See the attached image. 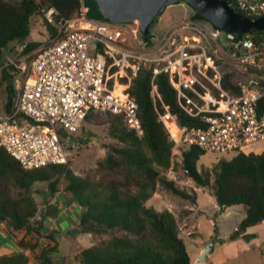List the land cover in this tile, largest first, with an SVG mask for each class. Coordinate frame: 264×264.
Returning a JSON list of instances; mask_svg holds the SVG:
<instances>
[{
    "label": "trees",
    "instance_id": "16d2710c",
    "mask_svg": "<svg viewBox=\"0 0 264 264\" xmlns=\"http://www.w3.org/2000/svg\"><path fill=\"white\" fill-rule=\"evenodd\" d=\"M102 0H0V64L5 49L11 44H25L32 20L43 18V10L52 7L56 19H70L84 5L91 19L139 25L140 36L149 40L151 27L164 13L167 6L185 4L192 10L193 21L212 22L199 12V0H130L125 17L115 14V6L104 7ZM44 20V18H43ZM253 32H264V18L253 21ZM49 36L56 32L54 26L44 20ZM251 32V31H250ZM36 46L27 44L26 51ZM11 68L2 71V79L8 84ZM259 76L255 71H239L231 66L222 69L223 88L232 95L241 91V82ZM152 73L141 70L128 88L129 95L138 106V116L143 131L137 136L122 117L108 113L91 112L84 122L100 115L106 121L109 135L118 145L110 146L102 160L97 161L98 174H75L68 164H49L26 170L0 147V219L7 222L8 230L37 233L39 227L32 221L37 212L36 196L41 193L33 189L34 184L47 183V194L59 191V180L65 182L67 202L81 208L80 225L83 231L100 238L98 244L80 253L81 264H192L181 237L182 225L192 210L183 208L181 216L166 209L156 210L146 202L158 192H165L196 204V193H186L166 172L172 165L174 143L159 120L163 112L161 103L156 106L150 97ZM154 84L179 126H193L196 119L187 116L176 100V94L166 74H159ZM17 95L10 92L5 110H13ZM259 112H264V98L259 101ZM180 162L177 164L185 176L196 187L207 190L221 203V209L233 205L245 208V217L230 240L245 235L248 227L264 223V150L259 153H231L222 157L211 168L197 170V162L205 154L195 146H180ZM102 235L107 238L102 239ZM191 236V234H190ZM54 247L40 250V264H53ZM4 264H26L23 255L4 259ZM1 264V263H0Z\"/></svg>",
    "mask_w": 264,
    "mask_h": 264
},
{
    "label": "built area",
    "instance_id": "2783aa9c",
    "mask_svg": "<svg viewBox=\"0 0 264 264\" xmlns=\"http://www.w3.org/2000/svg\"><path fill=\"white\" fill-rule=\"evenodd\" d=\"M219 1L252 22L264 18V0ZM42 12L55 34L27 67L26 44L17 47L12 60H4L16 76L26 73L13 110L0 114V147L22 168L65 163L69 144L57 130L74 135L91 112L120 116L142 136L138 106L128 88L143 69L152 73L150 97L155 106L162 105L159 120L175 148L195 146L212 154H257L256 145L264 150V112H259L264 98V32L236 34L188 18L145 40L136 21L91 19L84 5L70 19H56L52 7ZM225 66L259 76L250 74L241 82L240 93L232 95L222 85ZM162 73L182 111L196 119L193 126H179L162 104L154 84ZM7 228L0 219V232Z\"/></svg>",
    "mask_w": 264,
    "mask_h": 264
},
{
    "label": "rangeland",
    "instance_id": "374dc122",
    "mask_svg": "<svg viewBox=\"0 0 264 264\" xmlns=\"http://www.w3.org/2000/svg\"><path fill=\"white\" fill-rule=\"evenodd\" d=\"M193 12L185 4L171 5L167 7L160 18L158 24L155 23L151 28V33L154 36H160L163 33L165 27L161 28L160 23L167 26L175 22H180L189 18ZM206 24V23H204ZM49 34L44 24L43 18L38 16L32 20L30 33L28 35L25 44L35 43L36 46L29 50L24 57L25 66L27 67L41 48V46L49 39ZM19 47L16 43H11L4 53L3 62L0 64V114L5 110V106L8 101L9 93L18 94V91L22 85V82L26 79V73L23 76H16L13 74V70L10 69L12 75L11 84H8L2 79V71L8 69L5 67L4 60H12L16 56V49ZM14 75V76H13ZM98 117L90 118L82 123L80 129L74 134V136H80L88 140L85 144H75L68 147L66 164L77 175H84L87 173L97 172L96 163L102 160L107 152V148L110 146L118 145L117 140L113 139L108 133V126L104 118L100 115ZM258 151L262 148V145H256L253 147ZM172 165L166 172L169 179L175 180L177 186L184 190L186 193L191 194L193 191L196 193V204L191 205L189 202L180 199L177 196L167 194L165 192H158L154 197H151L147 202V206H152L156 210L168 209L177 216H181L183 208H190L192 212L190 216L185 219L182 225L181 237L184 241L186 252L193 264H199L198 260L204 251L205 247L213 243L212 251L208 255V259L205 264H264V242L261 243L257 240L253 242L243 241L246 247L242 248L240 245V253L228 256V249L221 247L222 244H230V235L237 229L238 225L245 217V208L242 205H233L219 207L217 199L208 193V191L202 190L196 187V185L189 180L185 174L180 170L177 165L180 162V152L177 148H174L172 152ZM231 153L212 154L205 153L200 157L197 162V170L201 171L204 168H211L218 159L225 157H231ZM60 184L65 185L63 180H59ZM33 189H37L44 192V188H47L46 182H39L34 184ZM258 238L264 239V231L257 227L254 229ZM191 233V236L188 235ZM107 235H102L101 238H107ZM234 251V250H232Z\"/></svg>",
    "mask_w": 264,
    "mask_h": 264
},
{
    "label": "crops",
    "instance_id": "0c3cea01",
    "mask_svg": "<svg viewBox=\"0 0 264 264\" xmlns=\"http://www.w3.org/2000/svg\"><path fill=\"white\" fill-rule=\"evenodd\" d=\"M162 15L158 18L157 24ZM159 25L161 28L165 27L164 32L172 24L167 26L160 23ZM34 187L38 186L34 185ZM64 188L65 185L60 184L59 191L53 196H49L47 188H44V192L36 196L37 212L32 221L39 227L37 233L24 230L11 232L8 228L0 232L1 264H4V259L16 255H23L26 258V264H40V250L47 246L54 247V252L51 255L53 264H81L79 257L81 251L99 243V237L83 231V227L80 225L81 208L74 203L67 202ZM257 227L264 231V223H259L246 229L244 234L250 235L249 239L240 236L230 244H222V248L231 250L227 252V257L240 253V246L244 248L247 245L243 242L245 240L247 242L257 240L263 243L264 239L258 238L254 232ZM190 234L188 233L189 236Z\"/></svg>",
    "mask_w": 264,
    "mask_h": 264
},
{
    "label": "water",
    "instance_id": "95a60500",
    "mask_svg": "<svg viewBox=\"0 0 264 264\" xmlns=\"http://www.w3.org/2000/svg\"><path fill=\"white\" fill-rule=\"evenodd\" d=\"M129 1L130 0H102L101 2L99 1V4L101 3V5L104 7V16H105V12L109 11L106 7L110 5H114L115 14L118 13L120 16L125 17L127 15V14L125 15L126 12L125 10L127 9V4L129 3ZM160 1H166V0H160ZM199 1H200V6L198 9L199 12L202 15H204L207 19H209L212 22V24L219 30H225L236 34H243L256 29L252 21L235 13L224 2H221L219 0H199ZM11 81L12 78H9L8 80L9 84H11ZM57 134L60 136L61 139L66 140L70 146L75 144H85L88 142L86 138L68 134L64 129L61 128L57 130ZM217 202L219 207H221L222 205L218 199ZM212 245L213 243H210L205 247L204 251L202 252L198 260L199 264H203L207 260L208 255L212 251Z\"/></svg>",
    "mask_w": 264,
    "mask_h": 264
},
{
    "label": "bare ground",
    "instance_id": "6f19581e",
    "mask_svg": "<svg viewBox=\"0 0 264 264\" xmlns=\"http://www.w3.org/2000/svg\"><path fill=\"white\" fill-rule=\"evenodd\" d=\"M118 89H121V88L118 87ZM169 128H170L171 132H174V127L172 125H169Z\"/></svg>",
    "mask_w": 264,
    "mask_h": 264
}]
</instances>
